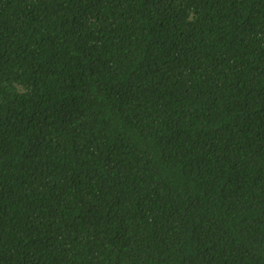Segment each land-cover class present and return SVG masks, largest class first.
I'll use <instances>...</instances> for the list:
<instances>
[{"label": "trees", "instance_id": "obj_1", "mask_svg": "<svg viewBox=\"0 0 264 264\" xmlns=\"http://www.w3.org/2000/svg\"><path fill=\"white\" fill-rule=\"evenodd\" d=\"M0 264H264V0H0Z\"/></svg>", "mask_w": 264, "mask_h": 264}]
</instances>
